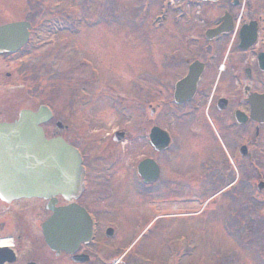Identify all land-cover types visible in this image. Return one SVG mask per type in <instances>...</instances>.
Here are the masks:
<instances>
[{
  "label": "rangeland",
  "instance_id": "1",
  "mask_svg": "<svg viewBox=\"0 0 264 264\" xmlns=\"http://www.w3.org/2000/svg\"><path fill=\"white\" fill-rule=\"evenodd\" d=\"M3 2L6 7L11 8L8 10L12 13L20 12L21 16H26L30 10L36 13V17L28 15V19L36 26L33 51L30 57L22 58L21 65L24 67L17 76L19 81H22L21 86L27 85L26 88H29L34 81L31 74H35L34 86L38 87L33 93L36 97L34 99V95L26 90L14 92L12 80L6 79L0 93V102L5 107L4 120L15 119L18 114L17 107L20 110H36L38 106L53 99L54 109L65 119L66 116L70 117L69 111L74 109L76 97L81 95L84 101L90 103L92 97L94 101L98 89L101 93L103 87H108L104 95L98 94L97 100L100 101L98 108L93 110L94 104L83 107L84 109L78 106L76 116L72 119L74 129L78 131L75 136L82 140L78 147L84 154L87 153L96 165L110 164L109 154L121 152L124 154L127 148L115 146L110 137L104 140L102 137L95 139L92 135L100 134L99 129L106 135H112L114 130H124L137 134L135 139L141 140V129L146 125L144 121L146 118L151 120L148 105L156 107L159 104L161 109L163 108L162 114H158L160 107L156 110L153 119L156 122L150 121L149 124L158 123L171 133L176 132V106L171 101L172 95L168 88H173L176 82L174 24L176 9H187L185 8L187 0H31V3L28 0H3ZM258 2L259 0H250L249 9H257L254 4L257 5ZM29 4L34 9H12ZM144 5L147 9L141 8ZM109 8L114 12L109 14L105 10ZM260 8L264 9V1L260 3ZM88 9H91V13ZM210 9H219V6L210 5ZM162 13H167L165 23L158 21V16ZM104 14L111 18L115 14L111 24L101 23L97 28H94L93 24L90 26L83 24L85 26L81 27L83 32L76 34L72 23L79 21L81 16L86 17L87 21L94 19L95 23L98 19L96 16L101 17ZM8 18L12 17L9 15ZM100 21H104L103 17ZM60 24L64 25L62 32L58 33L53 26ZM78 48L81 50L77 51ZM59 54L63 57L56 56ZM81 57L88 64L78 66ZM14 68L13 65L5 64V74H11ZM22 72L26 75L21 77ZM55 74L56 80L52 77ZM60 88L64 91L57 93ZM52 95L55 98L52 99ZM145 101L148 102L147 105H144ZM93 113L101 119L98 123L100 125L92 123L88 127L83 123ZM160 115L164 119L160 118ZM74 129L72 128V132ZM250 133L248 130L245 133V142L251 146L252 155L241 159L245 171L239 174V181L233 188V193L231 192L237 201H231L227 194H224L215 200L176 204V199L180 200L182 194L192 198L202 194L205 199L210 193L213 195L216 192L215 189L211 192V185L207 181L213 182L219 175L214 171V175L207 174L205 179L206 173H201L198 166L197 172L190 175H194V180H201L204 183L201 188L196 184L194 190L189 193L176 185L161 192L158 199L163 200L155 199L152 202L151 199L147 205L146 202L131 200L128 203L130 205L126 206L127 209L122 208L120 213L135 214L128 218L130 229L122 245L132 244L134 253L139 251L153 256L158 264H165L168 261L169 253L173 250L171 245L176 247V264L219 262L234 264L235 259L239 260V264H264V192L259 194L256 191V184L264 182V137L259 145L253 146ZM198 140L200 139L197 138L195 141ZM98 142L99 147L96 148L94 143ZM206 142H209V139ZM192 146L196 149L195 154L192 153L194 160L207 158L195 142L190 143V153L194 152ZM207 147L212 146L208 144ZM173 153L172 151L171 154ZM107 157L108 160L105 161ZM220 158V161L218 158L212 163L218 164V168L222 170L220 164L224 166L226 159L223 155ZM250 161L257 163L259 171L251 168L253 164ZM170 166L171 164L166 166L167 171ZM176 174L181 177L183 173ZM226 175L228 178L224 181L231 182L237 179L238 174L229 171ZM136 196L135 192L134 197ZM107 220L118 218L108 216ZM149 223L152 224L147 227ZM116 226L127 230L124 225ZM240 226L247 230L246 236H249L245 242H242L244 238L234 239L225 233L226 227L230 232H240ZM257 229L260 231L257 232ZM250 241L254 242L253 245ZM149 246L151 248L148 251L146 248ZM178 255L181 259H178Z\"/></svg>",
  "mask_w": 264,
  "mask_h": 264
},
{
  "label": "flooded vegetation",
  "instance_id": "2",
  "mask_svg": "<svg viewBox=\"0 0 264 264\" xmlns=\"http://www.w3.org/2000/svg\"><path fill=\"white\" fill-rule=\"evenodd\" d=\"M191 1L192 5L189 9H176V23L174 22L176 25V104L174 86L168 88L172 95L171 101L176 106V132L169 131L171 141L168 149L159 151L151 145L152 129L157 127L167 130L161 124L154 122L149 124L150 121H155L153 120L155 115L151 120L145 119L146 125L142 126L141 140L135 139L137 134L129 133V131L114 130L112 135H106L105 132L102 134L98 128L100 134L92 135L93 138L102 137L105 140L110 137V141L112 140L115 146L127 148L124 154L122 152L109 154L110 164L98 166L78 147L82 140L75 136L78 131L74 129L72 119L76 116L78 106L86 108L94 104L93 110L98 108L100 105V101L97 100L98 94L104 95L108 87H103L101 93L99 89L95 92V102L92 101L93 97L90 103L84 101L81 95L76 97L77 107L70 117L66 116L65 119L50 106L53 117L44 126L45 137L48 140L63 138L80 151L84 161L82 193L71 202L57 197L55 207L76 204L85 209L93 223V235L88 243L82 244L72 254L68 250H54L47 245L42 230L43 223L53 215L52 210L49 209L50 201L20 199L5 202L0 198V239H6L10 243L7 246H0V264H158L153 256L139 251L134 253L132 244L122 245L130 229H128V218L135 214L129 215L120 211L122 208L127 209L126 206L130 205L128 203L131 200L146 202V205L148 200L153 199V202L165 188H174L178 185V188L189 193L194 190L196 184L198 188H201L204 183L201 180H194V175H190L197 172L198 166L201 173H206L205 179L207 174L212 175L214 171L216 175H219L213 182L207 181L211 185V192L213 189L217 191L214 195L210 193L208 198L206 197L207 200L219 195L220 192L227 193V198L231 201L238 200L232 193L239 181V174L245 171V165L241 163V159L252 155L251 146L245 142V133L247 130L249 133L252 131L250 139L253 146L259 145L264 137V131L261 134L264 125L250 118L251 97L264 95V58L260 59L264 56V9L260 8V3L264 0H259L257 5L254 4L257 9H249L250 0H221L216 4ZM210 5L219 6V9H210ZM29 9L34 8L29 6ZM29 14L36 17L32 10ZM80 18L76 23H72L77 35L83 32L81 25L85 22L84 16ZM0 22H4V13L1 11ZM237 23L238 26H236ZM251 23H255L256 44L244 50L241 31L244 26H250ZM96 24L99 25V23ZM63 25H54L53 28L62 32ZM223 27L230 29V32L219 36H213L210 33ZM35 31L36 27L32 26L31 40ZM249 31L250 29L246 33L247 42L252 34ZM80 50V48L77 49V51ZM23 51L16 54H0V93L6 79L12 80L16 93L25 88L26 85L21 86L22 81H19L17 73H20L24 67L21 65L22 57H30L31 54ZM56 56L63 57L61 54ZM5 64L15 66L11 74H5ZM23 72L21 77L26 75ZM141 75L144 74L141 73ZM31 76L34 81L30 87L33 88L36 82L35 74L32 73ZM147 103L145 101L144 105ZM51 104L53 106L52 100ZM150 107L151 105H148L147 109ZM156 107L158 109L160 105ZM162 110L163 108L160 107L158 114H162ZM16 111L18 114L17 117L14 116L15 119L4 120L5 107L0 102V124L15 122L21 110L17 107ZM16 111L14 110V113ZM79 111L82 110L79 109ZM161 117L164 119L162 115ZM245 118L247 121L244 120ZM100 120L97 114L93 113L83 124L88 126L94 123L98 126ZM103 130L102 128V132ZM120 136L123 139L117 142ZM197 138L200 140L195 141ZM207 139L209 142H206ZM192 142H195L207 158L201 157L194 160L192 153L195 154L196 149L192 146L191 149L194 152L190 153L189 150ZM208 144L212 147H207ZM94 146L98 148L99 142L94 143ZM244 148H247L246 152ZM172 151L173 154H171ZM241 153L246 156L244 157ZM221 155L226 159L224 166L220 164L222 170L218 168V164L212 163L218 158L220 161ZM107 160L108 157L105 161ZM148 160L157 164L159 174L157 181L146 184L140 178L138 168L141 163ZM251 163L253 164L251 168L254 167L256 170L257 163ZM168 164H171L168 169L170 173L166 167ZM229 171L238 174L236 180L224 181L228 178L226 174ZM176 173L183 174L178 177ZM229 191L232 193H228ZM135 192L137 198L134 197ZM181 196L180 200L176 199V204L206 200L202 194L195 198L187 194ZM160 200L163 199L159 198L158 201ZM108 216L118 220H107ZM117 224L124 225L128 231L118 228ZM151 224L149 223L147 227ZM152 244L155 246L154 243ZM173 246L175 245H171L173 250L169 253V259L165 264H176V247ZM150 248L149 246L146 250L149 251Z\"/></svg>",
  "mask_w": 264,
  "mask_h": 264
},
{
  "label": "water",
  "instance_id": "3",
  "mask_svg": "<svg viewBox=\"0 0 264 264\" xmlns=\"http://www.w3.org/2000/svg\"><path fill=\"white\" fill-rule=\"evenodd\" d=\"M29 28L27 23L0 27V52L20 49L28 40ZM49 118V110L42 107L36 113L22 111L14 124L0 125V197L3 200H49L61 195L70 201L80 194L83 171L80 154L62 138L46 140L41 125ZM162 135L166 133L154 129L153 143L161 141ZM165 141L167 144V138ZM55 204L56 200L52 199L49 208L53 216L43 225L46 241L55 250L72 252L90 239L89 218L78 206L56 209Z\"/></svg>",
  "mask_w": 264,
  "mask_h": 264
}]
</instances>
